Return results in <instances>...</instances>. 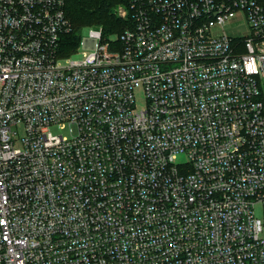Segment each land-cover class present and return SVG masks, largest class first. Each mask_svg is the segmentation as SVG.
<instances>
[{"label": "built area", "instance_id": "built-area-1", "mask_svg": "<svg viewBox=\"0 0 264 264\" xmlns=\"http://www.w3.org/2000/svg\"><path fill=\"white\" fill-rule=\"evenodd\" d=\"M129 8L0 0V264H264V0Z\"/></svg>", "mask_w": 264, "mask_h": 264}, {"label": "trees", "instance_id": "trees-1", "mask_svg": "<svg viewBox=\"0 0 264 264\" xmlns=\"http://www.w3.org/2000/svg\"><path fill=\"white\" fill-rule=\"evenodd\" d=\"M119 6L129 11L127 18L117 14ZM66 14L72 32L63 36V56H72L77 51L85 28H102L104 36L108 37L112 34L120 36L132 27L129 0H66Z\"/></svg>", "mask_w": 264, "mask_h": 264}, {"label": "rangeland", "instance_id": "rangeland-1", "mask_svg": "<svg viewBox=\"0 0 264 264\" xmlns=\"http://www.w3.org/2000/svg\"><path fill=\"white\" fill-rule=\"evenodd\" d=\"M126 11V8L124 6H119L117 8V14L121 16V14ZM226 32L235 37V38H243L245 36H247L249 34V26H248V22L247 19L245 17V15L243 13H239L237 15V17L233 20H231L227 25H226ZM88 31H89V27L85 28L82 31L81 34V38H86L88 37ZM118 34H112V35H108L109 38H118ZM260 83L263 89V97H264V78H260ZM145 104V100L143 98H141V96L138 99V106L139 107H143V105ZM22 131V130H21ZM262 212H261V208L257 207V217H262Z\"/></svg>", "mask_w": 264, "mask_h": 264}]
</instances>
